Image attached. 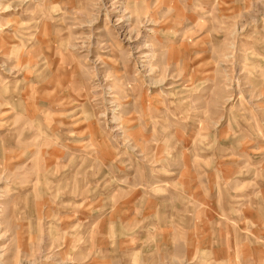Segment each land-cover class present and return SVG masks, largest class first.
I'll list each match as a JSON object with an SVG mask.
<instances>
[{"label":"rangeland","instance_id":"rangeland-1","mask_svg":"<svg viewBox=\"0 0 264 264\" xmlns=\"http://www.w3.org/2000/svg\"><path fill=\"white\" fill-rule=\"evenodd\" d=\"M0 264H264V0H0Z\"/></svg>","mask_w":264,"mask_h":264}]
</instances>
